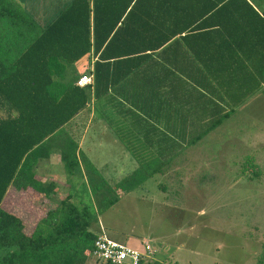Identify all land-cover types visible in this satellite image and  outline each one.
<instances>
[{"label":"trees","instance_id":"trees-1","mask_svg":"<svg viewBox=\"0 0 264 264\" xmlns=\"http://www.w3.org/2000/svg\"><path fill=\"white\" fill-rule=\"evenodd\" d=\"M230 1L72 0L55 19L43 24L17 0H0V264H88L94 257L98 235L91 227L96 214L89 204L79 206L68 193L54 208L40 207L44 215L33 229L27 226L34 210L23 200H36L42 193L54 201L60 193L54 188L50 192V186L42 183V176L35 171L38 160L50 157L55 150L70 173L82 168L100 177L102 194L107 195L109 190L120 195L133 190L135 184L127 179L115 186L110 184L80 149L83 131L77 115L93 97L101 99L177 33L198 29L206 25L208 16L226 13ZM245 1L248 9L256 12ZM83 61V70L77 72L75 67ZM92 65L93 86H79V78ZM112 67L117 69L112 71ZM73 69L76 72L68 77ZM260 87H252L246 96ZM244 102L232 100L226 117H219L215 123L231 116ZM214 128L196 131L189 144ZM117 134L129 149L134 148L139 165L135 173L142 171L149 178L167 172L169 159L160 163V159L143 156L140 139ZM244 170L260 175L255 160ZM12 188L23 196L20 202L12 196L14 203L9 204L22 205L25 217L3 207ZM30 192H35V197ZM115 201L108 200V204ZM142 264L174 263L157 255Z\"/></svg>","mask_w":264,"mask_h":264},{"label":"rangeland","instance_id":"rangeland-1","mask_svg":"<svg viewBox=\"0 0 264 264\" xmlns=\"http://www.w3.org/2000/svg\"><path fill=\"white\" fill-rule=\"evenodd\" d=\"M193 128L201 132L206 127ZM104 131L95 121L85 134V150L110 184L127 179L135 184L133 190L104 195L100 177L82 168L70 173L54 154L48 161L54 179L49 190L61 191L46 208L71 193L79 206L92 207L93 230L137 248L149 241L154 257L174 264H264V93L193 143L190 150L196 157L149 178L135 173L138 164L124 163L119 155L123 144ZM254 160L260 175L244 170ZM16 192L10 190L3 207L25 217L22 205L9 204ZM33 215L27 224L31 229L44 215L43 208ZM88 264L101 263L92 257Z\"/></svg>","mask_w":264,"mask_h":264},{"label":"crops","instance_id":"crops-1","mask_svg":"<svg viewBox=\"0 0 264 264\" xmlns=\"http://www.w3.org/2000/svg\"><path fill=\"white\" fill-rule=\"evenodd\" d=\"M17 1L34 19L46 24L72 0ZM248 1L256 12L248 9L245 0H231L232 4L226 5V13L208 16L206 25L198 29L177 33L164 47L141 61L131 74L114 84L101 99L93 97L76 117L83 131L80 149L85 150V134L96 121L107 137L114 138L116 144H123L119 155L129 165L138 164L134 148H128L119 132L134 136V140L140 139L143 156L160 159V163H167L169 159L170 165L181 164L185 158L186 164L187 158L196 157L190 150L193 143L189 144L196 131L193 127H218L230 117L215 123L219 117H226L232 100L245 99L246 102L264 93V0ZM215 21L222 22V26ZM83 66L84 61L78 63L76 71L83 70ZM113 68L112 71L117 69ZM76 71L69 70L68 77ZM257 84L261 85L260 89L246 96ZM56 152L51 150V156L39 159L35 166V171L46 177L47 187L54 183L49 159L58 154L59 162L63 161ZM34 193L30 192V196ZM22 196L19 191L13 195L17 202ZM37 197L33 201L25 198L23 203L28 202L31 211L49 207L50 198L42 193Z\"/></svg>","mask_w":264,"mask_h":264},{"label":"built area","instance_id":"built-area-1","mask_svg":"<svg viewBox=\"0 0 264 264\" xmlns=\"http://www.w3.org/2000/svg\"><path fill=\"white\" fill-rule=\"evenodd\" d=\"M94 68L83 74L79 86H93ZM155 251L149 241L144 242L142 248L132 247L109 237L105 232H98L94 243L93 255L96 260L111 264H142L154 258Z\"/></svg>","mask_w":264,"mask_h":264}]
</instances>
